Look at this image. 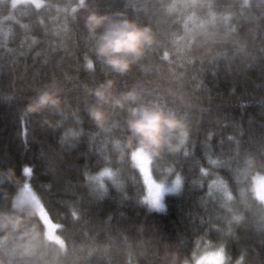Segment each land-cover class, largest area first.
Listing matches in <instances>:
<instances>
[{"label": "trees", "instance_id": "obj_1", "mask_svg": "<svg viewBox=\"0 0 264 264\" xmlns=\"http://www.w3.org/2000/svg\"><path fill=\"white\" fill-rule=\"evenodd\" d=\"M164 2L85 0L87 7L73 13L76 0L39 5L0 0V209L11 208L26 181L59 238L46 235L37 211L44 230L38 249L6 251L0 258L35 264L37 251L50 248L68 264H180L204 248V239H224L233 258L243 251L246 260L264 264V231L252 226L264 220V208H257L260 200L248 191L247 178L253 169L264 172V2L251 0L249 7L243 0H213V10L232 13L228 28L218 23L214 35L196 34L191 43L185 35L179 46L170 41L180 25L164 11ZM187 3L185 14L206 17L199 0ZM89 11L124 12L149 24L158 43L127 72L116 73L92 50L94 37L85 25ZM86 58L93 61L92 69ZM105 78L114 80L117 93L142 89L137 102L155 101L189 124L190 154L165 156L161 162L174 161L185 177L180 193L164 196V211H150L141 202L142 176L130 158L116 162L111 139L124 135L121 128L101 130L87 112L95 98L84 85ZM51 86L60 90L63 113H26L29 100ZM105 108L109 124H123V109ZM68 129L78 135L63 137ZM206 154L219 158L213 170L228 181L236 209L245 214L234 235L221 236L213 227L224 228V212L205 195L206 183H190L200 165L212 167ZM104 156L119 168L121 185L108 183L101 195L85 185L84 172L99 168Z\"/></svg>", "mask_w": 264, "mask_h": 264}, {"label": "clouds", "instance_id": "obj_2", "mask_svg": "<svg viewBox=\"0 0 264 264\" xmlns=\"http://www.w3.org/2000/svg\"><path fill=\"white\" fill-rule=\"evenodd\" d=\"M195 2V0H193ZM246 6L251 7V0H243ZM264 2V0H262ZM206 8V17H199L195 12H183L188 6L187 0H166L163 9L173 15L174 22L180 25V31L174 32L170 43L179 46L187 35L188 43L199 34L205 38L214 35L217 25L222 24L228 28L231 12H216L212 8L213 0H199ZM87 7L85 0H76L71 6L70 12L78 8ZM219 17V20H218ZM85 25L90 36L94 37L92 50L102 65L116 73L127 72L134 64H137L147 51L152 50L158 43L156 34L149 24H141L134 18H129L124 12L109 15L89 11L85 17ZM97 29H102L97 31ZM86 67L93 68V61L86 58ZM87 93L92 95L94 102L87 106V112L97 128L111 131L112 128L120 127L123 136H114L111 144L117 152L116 162L122 161L125 156L130 158L131 163L139 167L141 175L145 167L154 169L158 176L151 181H145L146 190L140 197L142 203H147L149 210L164 211V194H178L181 192L185 177L176 167L174 161L161 163L165 156H188L191 152L189 147L190 127L188 122L175 111L167 109L155 101L137 102L140 100L142 89L135 87L120 92L114 91V80L105 78L96 82L94 86L84 85ZM59 88L55 86L45 87L37 92L26 104V113H41L44 110L55 111L62 114V98L58 94ZM123 109L125 112L123 124L113 121L109 124L110 113L105 106ZM79 119V118H77ZM44 123L55 127L51 121L44 119ZM59 121H57V124ZM63 137L78 135L72 129L66 130ZM104 163L95 171L84 172V183L92 191H99L101 195L106 193L108 183L119 188L121 181L118 179L119 168L112 167L109 156H104ZM206 165H200L197 176L190 183L203 187L206 183V196H211L223 209L224 228L213 225L221 236L235 234V227L245 220L242 210H237L233 201L236 196L228 186V181L219 172L213 169L220 163L218 157L206 154ZM249 163L251 161L249 160ZM264 177V172L253 169L248 174L251 181L248 191L255 198V177ZM24 185L18 188V194L14 195L11 208L0 209V254L11 251L20 254L29 250H37V241L43 237V228L39 226L37 203L22 195ZM239 191V190H238ZM218 193V195H215ZM76 218V214H73ZM258 231H264V220L259 224L252 225ZM7 246V247H5ZM35 264H68V261L58 258V254L48 248L37 251ZM198 256H210L212 264H254L252 260H246L242 251L233 258L226 247V240L211 241L204 239V248L198 250ZM47 257H51L48 259ZM0 264H10L9 261L0 258ZM180 264H197L195 257L183 259Z\"/></svg>", "mask_w": 264, "mask_h": 264}, {"label": "rangeland", "instance_id": "obj_3", "mask_svg": "<svg viewBox=\"0 0 264 264\" xmlns=\"http://www.w3.org/2000/svg\"><path fill=\"white\" fill-rule=\"evenodd\" d=\"M10 2L12 4H17L19 2H30L34 5H39L41 3V0H10ZM136 168L141 173L140 168L139 167H136ZM141 176H142V182L144 185V193H145V190H146L145 181H151L154 178V175L152 174L151 168L145 167L144 173ZM23 185H24V188H23L21 194L24 195L25 197L29 198V199H34L35 202L37 203V211L41 215V217L44 221V225H45V229H46V235L49 238L58 241L59 238L56 234V225L54 223H52L47 218V216L45 214H43V211L41 210L39 202L37 201L35 195L33 194L32 190L30 189V187L28 186L26 181L23 183ZM255 192H256L257 198L260 200V204H258L257 208L259 210H261L264 208V177H261V176L255 177ZM215 194H218V193H215ZM165 195L166 194L163 195V203H164V196ZM194 257L197 260V264H212V258L210 256H198L197 254H195Z\"/></svg>", "mask_w": 264, "mask_h": 264}]
</instances>
